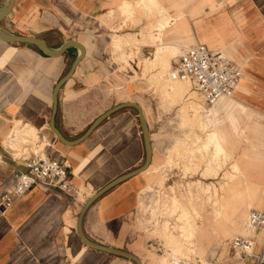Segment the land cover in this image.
<instances>
[{
  "label": "crops",
  "instance_id": "1",
  "mask_svg": "<svg viewBox=\"0 0 264 264\" xmlns=\"http://www.w3.org/2000/svg\"><path fill=\"white\" fill-rule=\"evenodd\" d=\"M7 1L0 0V7ZM124 5L128 6L127 10ZM114 17L118 18L115 23L112 22ZM126 20L145 24L122 29L121 22ZM0 30L41 38L53 50L66 40L77 41L83 46V57L56 94L54 125L65 139L77 138L97 115L118 102L133 101L140 105L148 129L149 163L145 169L100 194L85 211L82 230L97 243L135 254L142 264H152L155 259L163 258L166 247L162 243L163 254H148L150 251L143 247L147 228H143L142 220L135 221L140 235L133 238L127 231L128 219L134 211L138 191L151 180L160 181L156 174H150L160 160L159 146L153 137L155 117L157 112L163 117L171 116L172 110L163 112L155 105L151 93L136 91L134 82L126 81L113 88L114 80L106 74L111 72L114 63L109 62V52L116 60L129 65L136 77L149 73L150 83L160 94L159 106L165 108L169 106L166 99L175 102L180 95L173 93L167 79L155 78L164 69L163 64L149 71H144L143 64L154 58L160 45L158 36L164 45L176 47L180 53L188 44L199 43L239 63L243 78L230 102L227 99L220 103L212 117L206 111L210 108L204 107L199 113L202 124H209L212 119L216 128L226 111L230 110L237 120L227 135L232 143L240 146L239 156L246 152L244 158L237 157L231 163V166L237 163L239 173L230 177L229 189L223 196L220 192L217 194V187L212 185L215 190L213 204L208 205L210 214L204 200L189 196L188 190L180 197H171L168 204L171 210L176 204L181 207L175 208L180 210L177 216L182 212L189 216L191 259L238 264L230 257L226 241L234 233L244 235L242 224L251 197L255 194L262 198L264 189V0H13L10 11L0 20ZM107 30L111 32L108 38ZM126 39L137 42L133 46H115L117 40ZM146 46L152 48L148 56L143 55L147 52ZM131 47L138 49L136 60L129 56H134L133 52L124 51ZM78 53L79 49L70 45L61 55L49 57L32 44L0 40V183L14 172L23 171L22 159L33 153L17 156L15 153L19 151H12L26 139L23 132L28 129L37 137L32 149L39 147L43 156L62 163L80 197L77 201L73 193L65 195L56 188L43 190L35 186L11 208L0 209V264H134L129 259L87 247L75 230L76 214L85 199L109 180L143 162L136 111L131 107L114 111L89 135L72 145L59 141L49 129L52 86ZM113 89L119 90L120 98L115 97ZM185 106L184 103L178 108L182 121ZM237 134L239 140L233 137ZM244 136L257 138L260 151L257 158L248 149ZM173 177H177L176 171L169 173L166 181L172 182ZM189 183L206 184L194 181L187 185ZM238 191L245 194L246 201L237 207L234 200ZM68 211L70 215L66 218ZM220 217L223 218L221 223L217 222ZM155 225L149 234L155 232ZM177 234L179 236L180 232ZM211 239L221 243L215 254L199 258ZM255 240L254 250H257L262 232L255 235ZM220 247L226 250L222 257H219ZM153 255L155 257L150 258Z\"/></svg>",
  "mask_w": 264,
  "mask_h": 264
},
{
  "label": "rangeland",
  "instance_id": "2",
  "mask_svg": "<svg viewBox=\"0 0 264 264\" xmlns=\"http://www.w3.org/2000/svg\"><path fill=\"white\" fill-rule=\"evenodd\" d=\"M127 8L128 6L126 5L125 10H127ZM116 19L118 18L114 17L112 19V22L115 23ZM121 24H123V29V27H126L128 25L133 26L140 24L139 27H142V25H144L145 23L126 20L124 22H121ZM168 25L169 20L167 21V26ZM122 31H125V29ZM110 33L111 32L107 30V38L110 37ZM181 39L182 38L177 39V41ZM157 40L161 45L163 42L162 38H159L158 36ZM190 44L192 45V43ZM190 44H188L186 47H188ZM105 46H107V44H105ZM141 48L140 51L142 50ZM185 48L182 49L184 50ZM151 49V47H148L147 52L144 51L143 55L148 56ZM137 50L138 49H136L135 47L124 48V51H127L128 53L133 52L134 56L130 54V58H133L137 55L135 53ZM179 53L169 54L167 56V60L169 61V63L170 59L172 58L171 62H173ZM108 57L110 58L109 62H114L111 72H106V74H108L107 76L113 78L114 80V84L112 86L113 88H116V84H120L126 81L131 83L134 82L137 84L136 91L141 94H146L147 92H149V94L151 93L150 97L155 101V105L163 110V112H170L169 110H172L171 116L168 115L166 117H163L160 115V113L158 114L157 112V116L155 117L157 123L155 134L153 135V137L155 140L154 142L157 144V146H159L160 160L159 162H157V165H155V168L151 169L150 174H156V176L160 178V181L156 182L155 180H151L150 182L146 183V185H144L143 188L137 193L136 207L134 208L131 217L128 219V226L130 227L127 226V231L129 232V234L131 233L130 236L133 238L135 236H138L136 234L140 235V233L137 232L136 229L139 227V225H135L137 224V222L135 221L142 220L143 228H147L146 236L143 239L144 249H146L144 243L146 239H155L160 241L161 244L163 243L166 247V252L164 251V257L157 258L159 261L175 264L177 260L189 259L187 264H197L193 259H191L193 256V253L191 252L192 229L188 223L189 216L185 212H182V215L177 216V212L180 210L175 208L181 207L176 204L175 208H172L171 210L168 205L169 200L171 197H180L185 190L189 189V185H192L195 188L197 187L196 189H198V191H203L204 189L203 193L199 191L198 193H196V196L198 197L199 201L204 200V206L207 212H210L208 209V205L209 203L213 204L212 192L215 190L213 186L217 187V194L218 192H220L223 196L224 192L229 189L230 177L236 173H239L238 167L236 166L237 163H233L231 166L232 161L237 157L244 158L246 156V152H242V155L239 156L240 146L232 143L230 136L227 135V132H230V130L237 124V120L231 115L229 110L228 112H225L224 118L220 121L219 127L216 128L213 125V120L211 118L209 124H202L199 118V113L203 110L202 108H210L211 110H213L212 113L214 114V109L220 103L227 99H222L213 105H206L198 97L193 88H191L188 81L184 80L185 82L177 83L176 80H171L172 78L170 75V67L167 71L163 69L161 74H159L155 78H157V80L167 79V84H170L171 90L174 94L177 93L180 95V99L175 102H171L170 98L166 99L165 102H167L169 106L167 108L160 107V94L157 88L150 83L148 79L149 73L148 75H144L142 77H136L135 73L132 72L130 66L124 62H121V60H116L114 54L111 51L109 52ZM130 65L134 66L131 62ZM136 72L137 74L139 73V70L137 68ZM113 92L116 98H120L118 95L119 90L113 89ZM191 94L193 96H191ZM184 97H187V100H184ZM228 99V101L230 102V98ZM184 103L186 104L184 108L185 119L182 121L183 116H181L178 112V108ZM213 114H210L211 117L213 116ZM191 115L192 117H190ZM150 121L152 123V118L150 119ZM262 124L264 127V121H262ZM169 127L171 129H169ZM213 129L215 131H213ZM24 132L23 134L27 136L26 139L23 141V143L20 142L19 144L15 145L12 151H19L15 153L17 156L21 155L22 153L27 155L28 152L41 154V152H39V147H35L34 149H32L34 146H36L37 142L35 133L28 129H26ZM215 136H218V141L221 143V146H215ZM233 137L237 138L238 140L240 139L238 134ZM244 139L246 141L248 149L252 150L251 152L253 153L254 158H257V156L260 154L257 138L244 136ZM154 170H156L155 173L153 172ZM172 171H176L177 177H173L172 182H167L166 178ZM194 181H201L202 183L206 184L189 183L187 185V182ZM235 186H240V183H235ZM73 194L76 197V200L79 201L80 197L77 195L78 193L74 191ZM234 201L237 207L240 206V204H243L246 201L245 194L238 191L235 195ZM263 203L264 202L262 198H260L258 195L253 194L250 204L247 208L253 207L262 209ZM222 220L223 218L220 217L217 222L221 223ZM244 222H246V217ZM129 223H131V225H129ZM132 223H135V227L132 225ZM163 223L165 225H163V227H160V224ZM179 223L182 225L180 226V228L175 225ZM154 224H156L154 227L155 232L153 234H149L148 232L151 231ZM171 226L173 227L170 229ZM143 228L141 227L140 230H142ZM177 232H180L179 236ZM249 233V231H246L244 235H248ZM220 244V240L211 239L207 244L203 254L198 255V257L206 258L208 255L212 256L217 250L216 247H218V245ZM225 253V248L220 247L219 257L224 256ZM148 254H152V252H148Z\"/></svg>",
  "mask_w": 264,
  "mask_h": 264
},
{
  "label": "built area",
  "instance_id": "3",
  "mask_svg": "<svg viewBox=\"0 0 264 264\" xmlns=\"http://www.w3.org/2000/svg\"><path fill=\"white\" fill-rule=\"evenodd\" d=\"M170 72V75L188 81L206 105L232 97L242 77L239 63L221 51L209 50L199 43L186 47L172 62ZM22 166L23 171L14 172L0 183L1 211L11 208L17 199L35 186L43 190L56 188L65 195L74 192L62 163L33 152L22 159ZM262 198L264 200V189ZM246 227L250 232L248 235L235 234L226 241L230 257L238 264H264V210L248 208ZM258 232H262V240L258 249L254 250ZM144 243L146 249L155 253L163 254L165 251L158 240L148 238ZM193 260L197 264H219L215 261ZM187 261L189 259H180L175 264H187Z\"/></svg>",
  "mask_w": 264,
  "mask_h": 264
},
{
  "label": "water",
  "instance_id": "4",
  "mask_svg": "<svg viewBox=\"0 0 264 264\" xmlns=\"http://www.w3.org/2000/svg\"><path fill=\"white\" fill-rule=\"evenodd\" d=\"M13 0H8L6 5L0 7V20L10 11L12 7ZM0 40L11 43H29L34 45L41 53H43L46 56L49 57H57L61 55L64 50L70 46L73 45L79 49L78 55H76L72 61L70 62L66 72L58 78L54 85L52 86L51 93H50V101H51V108H50V115H49V120H48V126L51 132L56 136V138L61 141L64 144L67 145H72L75 144L82 139H84L87 135L90 134V132L99 124L101 120H103L105 117L113 113L114 111L125 108V107H131L136 111V116H137V123L139 126L140 130V136H141V141H142V146H143V162L140 166L135 167L133 169H130L124 173L119 174L118 176L114 177L113 179L109 180L106 182L104 185H102L100 188H98L96 191H94L89 197L85 199V201L82 203V205L79 208V211L76 214V221H75V230L77 233V236L79 240L86 245L87 247H90L95 250H99L111 255L123 257L126 259L131 260L134 264H142L139 258L122 248H116L112 247L109 245H104L97 243L91 239H89L82 230V217L89 207V205L100 195L102 194L105 190L109 189L113 185L119 183L120 181L128 178L129 176L145 169L149 163L150 159V147H149V136H148V129L147 125L143 116V111L140 107L139 104L133 102V101H121L118 102L110 107H108L106 110L101 112L99 115H97L86 127V129L75 139H65L59 131L56 129L54 125V115L56 112V107H57V100H56V94L57 90L60 87V85L63 83V81L69 77V75L73 72V69L76 65V63L83 57L84 55V48L83 46L74 40H66L64 41L57 49H50L45 41L41 38L31 36V35H18V34H12V33H6L2 30H0Z\"/></svg>",
  "mask_w": 264,
  "mask_h": 264
},
{
  "label": "bare ground",
  "instance_id": "5",
  "mask_svg": "<svg viewBox=\"0 0 264 264\" xmlns=\"http://www.w3.org/2000/svg\"><path fill=\"white\" fill-rule=\"evenodd\" d=\"M124 6H126V5H124ZM126 8V7H125ZM148 35V34H147ZM147 37V36H146ZM148 37H149V35H148ZM144 38V37H143ZM145 40V39H144ZM147 40H148V38H147ZM146 40V41H147ZM137 42V40H132V39H126V40H124V41H121V40H117L116 42H115V46L116 47H120V46H133V44L134 43H136ZM177 53H179V50H178V48H176V47H173V46H167V45H164L163 43L161 44V45H159L158 47H157V49H156V52L154 53V58L151 60V61H143L144 63V70H153V69H155L156 68V66L158 65V64H163L164 66V70L165 71H167L168 69H169V67H170V63H169V61L167 60V56L169 55V54H177ZM162 68V67H161ZM171 80H176L177 81V83L179 82V83H181V82H185L184 80H181V79H178V78H176V77H174L173 75H171ZM242 78H243V73H242V77H241V79H240V82H239V84L241 83V81H242ZM239 84H238V86H239ZM237 86V87H238ZM191 96H193L192 94H191ZM191 96H190V98H191ZM219 102V101H218ZM217 103V102H216ZM203 110H204V108H202ZM208 113H210L211 115L213 114L212 112H213V110H211V109H209V110H206ZM213 131H215L214 129H213ZM25 133V132H24ZM220 135V134H219ZM218 135V136H219ZM218 136H215V141H214V143H215V146H221V143L218 141ZM28 137H30V136H28ZM32 138V137H31ZM213 145V144H212ZM214 146V145H213ZM206 149H208V148H206ZM216 151V150H215ZM190 187H189V189H188V195L189 196H196V193H198L199 191L201 192V193H203L204 192V189H203V191L202 190H199L198 191V189H196L195 187H193L192 185H189ZM196 186V185H195ZM82 190V189H81ZM80 190V191H81ZM79 193V192H78ZM263 205H264V203H263ZM178 207V206H177ZM70 215V211H68L67 213H66V218H68V216ZM245 217H246V215H245ZM242 227H243V229H244V232H246V231H249L248 230V228L246 227V222H243V224H242ZM148 250V249H147ZM148 251H150V250H148ZM150 252H153V251H150ZM148 257V256H147ZM149 258V257H148ZM150 258H154V256L152 257V256H150ZM149 258V259H150ZM148 260V259H147ZM156 261H153L152 262V264H170V262H164V261H159L158 259H155ZM149 261V260H148ZM152 261V260H151ZM147 262V261H146ZM148 263V262H147Z\"/></svg>",
  "mask_w": 264,
  "mask_h": 264
}]
</instances>
